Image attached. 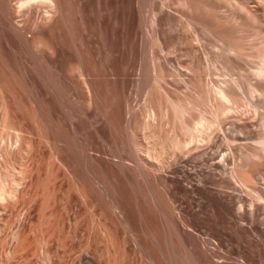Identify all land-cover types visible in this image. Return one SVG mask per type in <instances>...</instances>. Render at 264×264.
<instances>
[{
  "label": "rangeland",
  "instance_id": "obj_1",
  "mask_svg": "<svg viewBox=\"0 0 264 264\" xmlns=\"http://www.w3.org/2000/svg\"><path fill=\"white\" fill-rule=\"evenodd\" d=\"M46 1L0 0V264H264V0Z\"/></svg>",
  "mask_w": 264,
  "mask_h": 264
},
{
  "label": "bare ground",
  "instance_id": "obj_2",
  "mask_svg": "<svg viewBox=\"0 0 264 264\" xmlns=\"http://www.w3.org/2000/svg\"><path fill=\"white\" fill-rule=\"evenodd\" d=\"M43 1L45 2L46 0H42V2H43ZM52 1H53V0H52ZM46 2H48V1H46ZM224 52H225V51H224ZM205 53H206V52H205ZM259 54H260V53H259ZM205 55H206V54H205ZM222 57H223V56H222ZM259 59H260V58H259ZM262 60H264V58H263ZM227 62H228V61H227ZM228 63H229V62H228ZM261 63H262V64H260V67H258V69L256 70V72H253L254 75H255V73H256L257 76H258V73H260V71H263L262 69L264 68V67H263V66H264V65H263L264 62H261ZM224 65H225V64H224ZM220 66H221V65H220ZM159 67H160V66H159ZM211 68H212V67H211ZM227 68H228V67H227ZM233 69H234V68H233ZM223 70H224V69H223ZM225 70H226V69H225ZM157 71H159V70H157ZM228 71H229V70H228ZM226 72H227V71H226ZM263 72H264V71H263ZM218 74H219V73H218ZM221 74H222V73H221ZM221 74H220V75H221ZM261 74H262V72H261ZM160 75H162V74H160ZM209 76H210V75H209ZM226 76H227V75H226ZM255 76H256V75H255ZM257 76H256V77H257ZM156 77H157V76H156ZM227 77H228V76H227ZM160 78H161V77H160ZM197 79H198V78H197ZM254 79H255V78H254ZM209 80H210V79H209ZM238 80H239V79H238ZM238 80L235 79L234 77H233V79H232V78H229V81H228V80H227V81H223L225 84H223L222 86H221V85H218V86L215 85V88L217 87L215 90H214V87H213V88L211 87V90H208L209 92H211L212 89H213L214 92H215V96H216L215 98L218 97V98H219V101H220V104L222 105V107L225 106V107H224V110H222V111H225V109H226V112H227L228 108H229V107H230V108L232 107V106L229 105V103H230V102L232 103V100H231V99H234V100L236 99L235 96H233V95H236L237 90H238V93L240 92V90H239L238 88L240 87V84H241V83H240ZM247 80H248V79H247ZM256 80H257V79H256ZM210 81H211V80H210ZM240 81L242 82V79H241ZM223 82H222V83H223ZM244 82H245V84H246V81H244ZM145 83H146V82H145ZM164 83H165V82H164ZM242 83H243V82H242ZM250 83H251V82H250ZM258 83H259V82H257V85L254 86V87L257 88ZM207 85H208V84H207ZM246 85H247V84H246ZM249 85H250V84H248V86H249ZM259 85H260L259 87L261 88V91H262V92L259 94L258 92H260V91H258L256 88H255V89H256L257 91L254 90V92L256 91L255 93L257 94V96H256L257 98L260 96L261 101H259V98H258V101H259V102H258L257 100H256V101H254V100L252 101L251 99H248V97H249V98H253V99L256 98L255 95H254L255 93L253 92V89H254V88H251V87L246 88V89H252V90H249L250 92H249V93H246L245 95H247V96L244 95V97H247V99H248L249 102L251 101V102L249 103V105L252 103L251 105H253V106H252V107H254L253 109H255V110L257 109V110L260 111V110H262V108H264V107H263V106H264V104H263V103H264V90H263V89H264V86L261 87L262 85H261L260 83H259ZM198 86H199V85H198ZM242 86H243V85H242ZM250 86H252V84H251ZM207 87H208V86H207ZM246 87H247V86H246ZM252 87H253V86H252ZM194 88H195V87H194ZM202 88H203V87H202ZM242 88H243V87H242ZM242 88H241V89H242ZM260 88H259V89H260ZM198 89H199V88H198ZM196 90H197V89H196ZM244 90H245V89H244ZM244 90H243V91H244ZM241 91H242V90H241ZM243 91H242V93H240V94H244ZM245 91H246V90H245ZM202 92H203V91H202ZM212 92H213V91H212ZM247 92H248V91H247ZM200 93H201V92H200ZM201 94H202V93H201ZM201 94H200V95H201ZM213 94H214V93H213ZM240 94H239V95H240ZM258 94H259V96H258ZM174 95H175V94H174ZM192 95H193V94H192ZM231 95H232L234 98L231 97ZM168 96H169V95H168ZM203 96H204V95H203ZM241 96H242V95H241ZM188 97H189V96H188ZM188 97H187V98H188ZM205 98H207V97H205ZM188 99H189V98H188ZM202 99H203V100H202ZM247 99H246V100H247ZM201 100H202V102L199 101L200 103L197 102V104H195L196 102L194 103L193 101H191V102H192V103H191L190 100H188L189 103H187L188 101H187L186 103H187V104H190V106H189V105H186V106L192 108V105H193V106H194V109L197 108L196 110H198V111L200 110V114L202 115V114L206 113L208 110H207V108L205 109L206 111H203L204 109H203V110L201 109V108H203V107H205V106L207 105L206 102H205V100H204V98H201ZM216 100H218V99H216ZM234 100H233V102H234ZM237 100H238V99H237ZM210 101H211V100H210ZM248 101H247V102H248ZM175 102H177V101H175ZM184 102H185V101H184ZM236 102H237V101H236ZM245 102H246V101H245ZM193 103H194V104H193ZM238 103H239V102H238ZM212 104H213V103H212ZM223 104H224V106H223ZM226 104H227V105H226ZM262 104H263V106H262ZM208 105H209V104H208ZM208 105H207V106H208ZM247 105H248V104H247ZM251 105H250V106H251ZM183 106H185V104H183ZM228 106H229V107H228ZM185 108H186V107H185ZM192 109H193V108H192ZM192 109H191V110H192ZM214 109L216 110V108H214ZM231 109H232V108H231ZM174 110H175V109H174ZM210 110H211V109H210ZM255 110H254V111H255ZM257 110H256V112H258ZM218 111H219V109H218ZM230 111H231V110H230ZM230 111H229V112H230ZM203 112H204V113H203ZM214 112H215V113H214ZM214 112H213V116L216 115V111H214ZM226 112H225V113H226ZM229 112H228V113H229ZM180 113H181V112H180ZM209 113H210V112H209ZM209 113H208V114H209ZM211 113H212V111H211ZM221 114H222V113H221ZM221 114H220V115H221ZM226 114H227V113H226ZM206 115H207V113H206L205 115H203V116H200L201 119H202V117H203V118L207 117ZM217 115H218V114H217ZM223 115H224V114H223ZM259 115H260V116H259L260 118H258V119H259V121H258V128H259V129L257 128L258 130H256L254 127H251V128H253V129H255V130H254L255 132L252 131V130H249V129H251V128H249L247 131H245L246 129L244 130V137L246 138V140H247V139H251V140L255 141V143H256V145L248 146L249 148H247V149L245 148V149H244V152H243L244 154H243V156H241V158L244 157V160L242 159V160L244 161V166H246L247 163H248V161H250L251 159H255V158L259 159L258 157L262 158V156L264 155V110H262V112H260ZM179 117H180V116H179ZM168 118H169V117H168ZM180 118H181V117H180ZM212 118H213V117H212ZM214 118H215V120H216V116H215ZM198 119H199V120H198ZM198 119H196V121H194V125H195V122H197V120H198V122H197L196 124H200V123L202 124V122H200L201 119H200V118H198ZM203 120H204V122L206 123V127H211L212 125H214V124H210V123H213L212 121H210V123H208V125H207V122H208V121H207V118H206V121H205V119H203ZM213 121H214V120H213ZM216 121H217V120H216ZM168 122H169V121H168ZM199 122H200V123H199ZM204 122H203V123H204ZM214 123L216 124L215 121H214ZM218 123H219V122H218ZM201 124H200L199 126L197 125L196 128H197V129H198V128H201V131L204 132V130H205V128H206V127H204L205 124H202V126H201ZM210 125H211V126H210ZM186 126H187V125H186ZM195 126H196V125H195ZM200 126H201V127H200ZM218 126H219V125H218ZM251 126H252V125H251ZM193 127H194V126H193ZM193 127H191L192 130H194ZM202 127H203L204 129H202ZM212 127H213V126H212ZM214 127H216V125H215ZM245 127H246V126H245ZM183 128H184V127H183ZM194 128H195V127H194ZM196 128H195V129H196ZM197 129H196V131L199 132L200 129H198V130H197ZM206 129H207V131H208L209 128H206ZM192 130H191V131H192ZM210 130H212V128H210ZM196 131H194V132H196ZM201 131H200V132H201ZM218 131H219V130H218ZM230 131L233 132V133H234V132H238V130H237V128H236V125L233 126V125L231 124L229 132H230ZM192 132H193V131H192ZM205 132H206V130H205ZM205 132H204V135H206V137L209 135V133H211V134L213 133V131H208L207 134H206ZM239 132H241V131H239ZM196 134H197V132H196ZM198 134H199V133H198ZM198 134H197V135H198ZM211 134H210V136H211ZM199 135H200V134H199ZM201 135H202V132H201ZM201 135H200V137H202ZM204 135H203V137H204ZM208 137H209V136H208ZM208 137H207L206 139H208ZM224 137H225V136H224ZM233 137H234V136H233ZM216 138H218V137H216ZM216 138H215V139H216ZM245 138H243V139H245ZM200 139H203V138H200ZM206 139H205V137H204L203 140H206ZM220 139H221V138H220ZM223 139H224V138L222 137L221 140L223 141ZM225 139H226V138H225ZM219 141H220V140H219ZM219 141H218V142H219ZM222 141H221V142H222ZM249 141H250V140H249ZM221 142H219V143H221ZM225 142H226V141H225ZM186 143H188V142H186ZM208 143H209V142H208ZM221 144H222V143H221ZM250 145H251V144H250ZM129 146H130V145H129ZM130 147H131V146H130ZM250 147H251V148H250ZM131 150H133V149H131ZM132 153H133V152H132ZM224 155H225V154H224ZM227 155H229V153L226 154L224 158H226ZM241 155H242V154H241ZM138 156H139V155H138ZM222 156H223V155H222ZM137 158H138V157H137ZM263 158H264V157H263ZM135 159H136V158H135ZM137 161H139V160H137ZM141 166H142V165H141ZM258 166H259V165H258ZM142 168H143V167H142ZM143 169H144V168H143ZM229 170H230V168H229ZM235 171H236V170H232V171H231V178H233L234 180H236L235 182H238V181H239L238 184L240 185V187H241V185L244 187V186H245V183H243L241 180H238V181H237V178H238V177H237V173H236L237 171H236V172H235ZM245 174H246V172H245ZM241 176H242V175H241ZM247 176H248V175H247ZM245 177H246V176H245ZM249 178H250V177H249ZM260 178H262V177H260ZM259 180H260V179H259ZM259 182H260V181H259ZM9 183H10V182H9ZM262 185H263V184H262ZM262 185H261V186H262ZM263 187H264V186H263ZM247 190H248V189H247ZM6 192H7V191H6ZM256 192H257V191H256ZM186 193H187V192H186ZM2 194H3V193H2ZM235 196H236V195H235ZM256 197H257V196H256ZM222 198H223V197H222ZM231 198H232V199H231ZM260 198H261V197H260ZM227 199H228V198H227ZM230 199H231V200H230ZM230 199L227 201V204H226V205H224V204H223V205L225 206V208L227 207V210H229L230 212H233V213H236L237 208L239 209V210H237V211L240 212V209H242V207H241L242 205L240 206V204H243V203L247 200V199H246L245 197H243L242 195H237V199H236V197H234V196H233V197H230ZM262 199H263V198H262ZM225 200H226V199H225ZM243 200H244V202H243ZM222 201H223V200H222ZM222 201H221V202H222ZM248 201H249V200H248ZM252 202H253V201H252ZM258 202H259V201H258ZM225 203H226V201H225ZM250 203H251V202H250ZM253 203H254V202H253ZM253 203L251 204V206L253 205ZM220 204H221V203H220ZM255 204H256V203H254V205H255ZM238 205H239V206H238ZM239 207H241V208H239ZM252 211H253V210H252ZM227 212H228V211H227ZM172 214H173V213H172ZM237 214H238V213H237ZM174 215H175V214H174ZM249 215H251V214H250L248 211H246V212L244 213V219H245V218H248ZM172 216H173V215H172ZM235 216L237 217V215H235ZM174 220H175V219H174ZM263 220H264V219H263ZM263 220H262V222H264ZM261 224H263V223H261ZM261 226L263 227L264 224L261 225ZM263 241H264V240H263ZM204 258H205V257H204ZM169 259H170V258H169ZM155 260H156V259H155ZM88 261H89V260H88ZM152 261H153V259H152ZM152 263H153V262H152ZM155 263H156V262H155ZM155 263H154V264H155ZM198 263H199V262H198ZM90 264H91V263H90ZM167 264H168V263H167Z\"/></svg>",
  "mask_w": 264,
  "mask_h": 264
}]
</instances>
